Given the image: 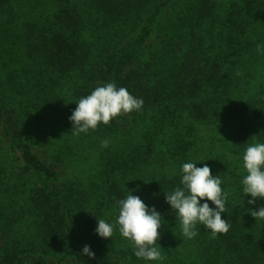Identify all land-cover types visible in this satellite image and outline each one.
<instances>
[{
    "label": "trees",
    "instance_id": "16d2710c",
    "mask_svg": "<svg viewBox=\"0 0 264 264\" xmlns=\"http://www.w3.org/2000/svg\"><path fill=\"white\" fill-rule=\"evenodd\" d=\"M257 45L264 0H0V264H264L250 214L264 199L242 184L247 146L264 143ZM107 83L142 109L73 135L76 103ZM187 162L220 177L226 234L182 235L165 192ZM130 193L162 216L161 260L120 234Z\"/></svg>",
    "mask_w": 264,
    "mask_h": 264
},
{
    "label": "clouds",
    "instance_id": "9594fccd",
    "mask_svg": "<svg viewBox=\"0 0 264 264\" xmlns=\"http://www.w3.org/2000/svg\"><path fill=\"white\" fill-rule=\"evenodd\" d=\"M264 50V46L257 45V51ZM143 99L132 96L129 91L115 83H107L94 89L90 95L82 97L76 103L69 120L72 122L73 135L79 136L90 129L95 130L100 123L108 125L110 121L121 114L140 111ZM110 141L101 140V146L107 148ZM244 169L247 172L242 179L243 191L252 199L248 204L255 205L257 198L264 199V143H255L247 146L244 155ZM181 185L173 191L165 192L166 202L175 212L180 223L182 235L191 239L198 235L197 224L203 225L211 231L215 238L220 233L229 231V223L222 219L226 212L228 194L223 191L220 177L213 176L210 167L205 164L197 167L196 163L187 162L181 166ZM201 200L211 201L216 207L211 208L207 202L201 205ZM119 215L116 223L122 237L134 245V254L137 258L148 261L163 259L160 250L155 246L160 237L163 225L161 214L148 206L131 193L125 199L117 201ZM251 210V209H250ZM250 214L257 220H264V207L251 210ZM113 225L104 219H98L96 233L101 238H111ZM83 255L95 258L90 246L85 245Z\"/></svg>",
    "mask_w": 264,
    "mask_h": 264
},
{
    "label": "rangeland",
    "instance_id": "374dc122",
    "mask_svg": "<svg viewBox=\"0 0 264 264\" xmlns=\"http://www.w3.org/2000/svg\"><path fill=\"white\" fill-rule=\"evenodd\" d=\"M37 151H40V149L37 148Z\"/></svg>",
    "mask_w": 264,
    "mask_h": 264
}]
</instances>
